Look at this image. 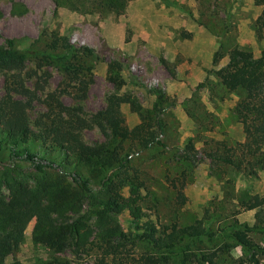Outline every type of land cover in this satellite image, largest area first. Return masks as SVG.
I'll use <instances>...</instances> for the list:
<instances>
[{"label":"rangeland","instance_id":"rangeland-1","mask_svg":"<svg viewBox=\"0 0 264 264\" xmlns=\"http://www.w3.org/2000/svg\"><path fill=\"white\" fill-rule=\"evenodd\" d=\"M263 9L264 0H0V46L28 53L21 70L0 66V100L6 94L5 79L21 71L33 95L27 99L35 131L49 120L46 100L55 90L64 91L65 103L78 108L86 119L105 108L113 95L129 96L139 108L134 110L125 101L112 103L124 115L129 138L108 136L92 121L78 130L88 143H105L108 149L96 166H75L90 179L91 191L82 197L66 172L73 164L39 172L31 162L13 159L10 147L3 144L0 200L8 198L9 179H24L34 188L43 222L34 214L19 247L0 249V264H144L139 253L148 246L136 238L128 210L113 217L92 207L94 197L105 195L101 178L115 169L111 157L115 148L126 155L131 173L144 182L143 217L137 223L161 227L202 220L207 236L197 245L214 252L217 264H245L246 238L262 247L259 257L264 264V202L247 208L256 197L264 201V157L241 154L249 136L235 105L245 90L226 88L217 73L234 47L257 57L264 52V26L258 22ZM52 31L76 45L93 47L94 54L82 58L92 69L71 75L64 68L69 57L40 60ZM8 39L14 40L13 47ZM65 52L57 49L58 54ZM113 60L122 65L113 73L118 72L123 83L108 78ZM81 81L88 83V96L80 100L75 91ZM153 138L163 144L143 145ZM41 143L37 140L30 147L38 150ZM231 146L239 167L207 155ZM51 154L59 162L61 155ZM60 189L64 202L57 196ZM122 192L128 196V187ZM80 216L94 229L93 243L82 254L57 249L38 238L48 232L50 221L60 225Z\"/></svg>","mask_w":264,"mask_h":264},{"label":"trees","instance_id":"trees-1","mask_svg":"<svg viewBox=\"0 0 264 264\" xmlns=\"http://www.w3.org/2000/svg\"><path fill=\"white\" fill-rule=\"evenodd\" d=\"M260 27L264 26V9L258 17ZM9 47L14 46V40L8 39ZM47 50L39 54L40 60L60 59L69 57L64 64L65 70L72 75H78L81 70L90 71L92 67L85 65L82 58L91 56L95 49L86 44H74L66 35L57 31L49 34L46 42ZM64 48V54H58L57 49ZM28 59L27 51L12 50L6 46H0V66L9 70H21ZM122 65L118 61H110L108 78L114 84L123 83L119 73H113L114 69L120 70ZM224 86L230 90L243 88L245 95L236 103L235 112L243 126L248 139L242 148L241 154H260L264 157V52L260 56L246 49L234 47L229 52L226 64L217 69ZM6 94L0 100V148L3 144L10 147V155L13 159H22L31 162L39 172H45L48 168L73 164L66 171L77 186V192L81 197L91 191L89 177L75 169L76 165L94 167L102 159L108 150L106 144H90L79 134L80 128L89 126L90 121L97 124L108 136L126 139L130 136V130L125 123L122 112L112 106L115 101H125L131 104L132 109L138 110L136 103L129 96L113 95L105 108L97 110L91 119H86L79 114V109L68 105L62 99V92L52 91L47 97L46 103L50 112L48 122L39 131H35L29 120L28 99L32 98V91L23 80L21 71L14 72L5 79ZM71 92V91H70ZM19 94L20 97L15 94ZM88 96V83L81 81L75 91L76 99H84ZM28 98V99H27ZM162 127V120H159ZM40 140L41 148L33 150L30 144ZM152 142L162 143L160 139L153 138L151 142L143 141L145 147ZM163 144V143H162ZM235 148L227 147L225 150H214L207 153L213 161H222L234 166H240V159L234 154ZM261 151V152H260ZM61 155L59 162L51 153ZM112 162L115 163L113 173H104L101 178L105 195L94 197L92 207L99 208L101 212L112 214L114 217L128 210L130 220L135 224L136 238L145 241L148 249L139 253V259L144 264H217L215 253L204 251L198 247L207 236V227L202 220L191 224L181 225L176 222L162 224H150L145 221L137 223L143 217L141 207V189L144 182L136 173H131L126 155L120 153L118 148L112 152ZM52 155V154H51ZM105 168L104 165L100 166ZM9 194L7 200H0V249L16 250L22 240L23 232L28 221L37 212L34 188L24 179L12 177L7 181ZM128 187V196L122 189ZM182 196V190L179 191ZM64 197V191L57 193ZM61 202H64V198ZM263 199L256 197L251 200L247 208H254L263 203ZM48 217L49 214L46 213ZM48 232L39 236L40 240L50 243L57 249L70 248L77 255L82 254L93 243V227L82 216L72 219L67 223L61 221L60 225H54ZM37 238V237H36ZM244 252L248 255L245 264H262L259 257V249L262 247L254 241L246 238L243 241ZM112 252V248L109 249ZM11 264H19L11 263ZM46 264H60L50 261Z\"/></svg>","mask_w":264,"mask_h":264}]
</instances>
